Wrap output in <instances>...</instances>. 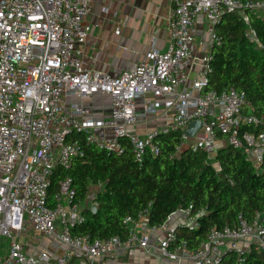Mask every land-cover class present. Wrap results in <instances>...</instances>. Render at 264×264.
Masks as SVG:
<instances>
[{"label": "built area", "instance_id": "obj_1", "mask_svg": "<svg viewBox=\"0 0 264 264\" xmlns=\"http://www.w3.org/2000/svg\"><path fill=\"white\" fill-rule=\"evenodd\" d=\"M91 0H0V238L8 239L0 264H96L100 258L137 246L155 249L163 260L221 264L231 253L242 263L250 247L264 248V215L233 227L211 228L194 249L162 225L137 231L146 215L122 221L127 235L90 239L73 229L85 222L71 177L57 182L48 197L53 171L93 148L114 155L127 143L138 163L159 153L158 136L178 133L176 151L191 147L212 160L219 148L240 150L255 171L264 164V115H256L243 92L205 90L212 50L222 44L215 31L226 14L248 12L264 21V0H172L167 15L169 43L151 49L132 70L110 76L88 67L83 53L91 31ZM205 26V29L203 28ZM204 29L205 32H198ZM119 29L115 30V34ZM110 98L106 117L95 118L84 102ZM140 99L141 103L137 104ZM160 115L164 123L144 133L140 119ZM200 121L192 138L187 126ZM216 165V164H215ZM177 212V211H176ZM183 228L199 227L191 206L178 210ZM30 232L54 238L64 252L29 254L19 237ZM159 234L150 244V235Z\"/></svg>", "mask_w": 264, "mask_h": 264}, {"label": "trees", "instance_id": "obj_2", "mask_svg": "<svg viewBox=\"0 0 264 264\" xmlns=\"http://www.w3.org/2000/svg\"><path fill=\"white\" fill-rule=\"evenodd\" d=\"M247 29L259 49L247 38ZM215 31L222 44L211 52L205 90L233 88L243 92L251 111L264 115V21L248 12L226 14ZM156 141L159 153L152 156L146 151L141 163L125 143L120 155L87 148L68 168L54 169L49 199L64 176L71 177L75 198L81 202L89 187H101L93 199L95 211L83 212L85 222L73 229L75 235L125 238L122 221L127 216L137 220L144 214L147 226L157 227L174 212L191 206L192 214L201 212L199 227L178 237L191 250L213 227H233L239 217L250 222L256 215H264V164L255 171L240 150L229 146L219 148L212 160L204 151L191 147L178 152L177 132L158 136ZM221 264H264V248L251 246L242 263L227 253Z\"/></svg>", "mask_w": 264, "mask_h": 264}, {"label": "crops", "instance_id": "obj_3", "mask_svg": "<svg viewBox=\"0 0 264 264\" xmlns=\"http://www.w3.org/2000/svg\"><path fill=\"white\" fill-rule=\"evenodd\" d=\"M171 5L172 0H91L86 15L91 31L82 47L88 67L115 76L132 70L145 59L146 53L152 48L164 51L169 43L167 15ZM117 28L119 33L115 34ZM203 28L205 29V26ZM204 29H199L198 32H205ZM136 102L140 104L141 100ZM109 103V96L96 95L84 102V105L91 109L93 117L100 118L108 115ZM163 123L164 118L157 115L140 119L132 130L144 133ZM84 202L82 206L85 209L88 206H84ZM184 220V216L178 211L169 216L168 226L175 229L178 237L186 234V229H183ZM146 228V218H143L137 231L144 232ZM33 234L35 233L30 232L25 237H19L25 246V252L36 255L48 252L52 258L59 257L64 252L65 248L60 245L58 251L49 247L37 253L34 251L37 242L31 238ZM159 234L160 232L150 235V244L156 241ZM71 264H81V260L74 257ZM96 264H190V261L186 256L180 260H163L154 248L146 251L135 246L130 250L117 251L100 258Z\"/></svg>", "mask_w": 264, "mask_h": 264}, {"label": "rangeland", "instance_id": "obj_4", "mask_svg": "<svg viewBox=\"0 0 264 264\" xmlns=\"http://www.w3.org/2000/svg\"><path fill=\"white\" fill-rule=\"evenodd\" d=\"M246 36L249 39V41L253 43V46L255 47V49H259L258 43L256 42V40L254 38V35L252 34V32H250L249 29L246 30ZM100 190H101V187H99V186H91V187H89L88 193H87V196H86V199H85V202H84L85 203L84 206H89L92 203L95 195ZM186 231H188V230H186ZM29 236H31V235H29ZM31 238H33V240L37 242V246H36V248L34 250L37 253H39L38 251L46 250L49 247H53L54 250L58 251L59 248L61 247L60 245H58L55 242L54 238H52V237L39 235V234H33L31 236ZM7 248H8V239H6L4 237L0 238V259L3 258L6 255Z\"/></svg>", "mask_w": 264, "mask_h": 264}, {"label": "water", "instance_id": "obj_5", "mask_svg": "<svg viewBox=\"0 0 264 264\" xmlns=\"http://www.w3.org/2000/svg\"><path fill=\"white\" fill-rule=\"evenodd\" d=\"M199 127H200V121L191 122L187 126V128L185 130L186 136L189 137V138H192L193 135L195 134V132L199 129ZM90 211H92V212L95 211V208L94 207H91L90 208Z\"/></svg>", "mask_w": 264, "mask_h": 264}]
</instances>
